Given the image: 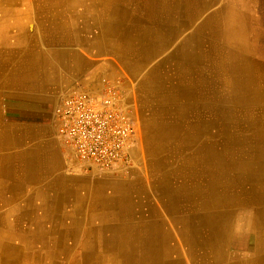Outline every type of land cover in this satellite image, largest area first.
<instances>
[{
    "label": "crops",
    "instance_id": "0c3cea01",
    "mask_svg": "<svg viewBox=\"0 0 264 264\" xmlns=\"http://www.w3.org/2000/svg\"><path fill=\"white\" fill-rule=\"evenodd\" d=\"M0 15L11 25L0 30V51L11 52V93L0 99V231L10 230L11 261L264 264V192H246L251 174L233 161L189 157L223 125L222 67L209 53L239 55L247 36L264 65V0H0ZM119 75L147 147L165 149H147V172H87L48 104Z\"/></svg>",
    "mask_w": 264,
    "mask_h": 264
},
{
    "label": "bare ground",
    "instance_id": "6f19581e",
    "mask_svg": "<svg viewBox=\"0 0 264 264\" xmlns=\"http://www.w3.org/2000/svg\"><path fill=\"white\" fill-rule=\"evenodd\" d=\"M2 8H6L5 10L7 11V9H9V5L8 4L6 6L3 5ZM212 13H215V9H214V11H210V13H208L209 16ZM1 14H3V13H1ZM208 24H209L208 25L209 30L216 27V26L213 27L214 23L212 21H209ZM10 26H9L7 20H5V21L0 20V30H7ZM232 28H233V22L231 20H229L226 24H224L223 35H222V38L224 41L225 40L231 41ZM32 29H33V27H32ZM1 34H2V31H0V35ZM245 41L246 42L244 44L245 47L243 48V52H241L239 55L235 54L236 52H234L233 50L224 49L223 51H220L219 53H217V57L215 59H213L212 57H210L212 53H209V62L210 61H217L218 64H221V67H222L221 70H222V80H223V84H222L223 85V98H222L223 100L221 101V99H220V101H221L220 107L224 111L223 125L221 128H216L214 130L207 131L206 132L207 147L206 148L191 147L190 148L191 156H189V157L194 158V157H198V156H203L204 158H206L205 160H207L208 162H212V161H214V162L233 161L234 163H236V168H237L236 171L237 172H249L251 174L252 179L250 180V182L252 183V185L246 186L247 185L246 184L245 186H243V188H245V190L247 189V190L253 191V194H254V192H260V191L264 192V185H263L264 184V182H263L264 181V117H262V113L264 111V65L262 63L260 64L257 57H255L256 58L255 62L253 61V57H252L253 54H252V52L249 51L250 46L248 45V42H247L248 41L247 36H245ZM7 42L8 41H6L2 36L0 37V47L2 45L6 44ZM38 58H39V56H38ZM36 60H37V58H36ZM237 61L239 62V67L241 68L240 74L238 73L239 74L238 82H236V75H235V68L236 67L235 68L233 67L235 64H237ZM43 63H44V61H43ZM33 66H34V64H33ZM21 69H23V68H21ZM208 69H210V68H208ZM27 79H28V77H27ZM22 80H23V78H22ZM26 82H23V83H26ZM20 89H21V87H20ZM6 93H11V52L0 51V99ZM2 108H3V106H2ZM0 118H1V116H0ZM217 123L220 124V122H217ZM209 125H210V123H209ZM216 126H218V125H216ZM166 136H167V134H166ZM170 142H169V144H170ZM146 143H147V141H146ZM148 146H149V143H148ZM154 147H156V146H154ZM154 147H153V149H154ZM148 148L149 147H147V149ZM149 149H150L149 152L152 153L151 155H154L157 157V153L160 152L159 154H162L165 147H163L162 149H160V147H159L160 150H157V152L154 151L151 147ZM171 150H172V152L174 151L173 149H171ZM166 157H165V159H166ZM201 159H202V157H201ZM161 161H159V162H161ZM196 167H197V165H196ZM189 171H190V169H189ZM193 171H195V170H193ZM115 173L113 174V176L115 175L116 177H122L121 173H119V172H115ZM189 175H190V173H189ZM229 176H231V175H229ZM248 178H250V177H248ZM218 180L220 181V179H218ZM233 180H234V178H233ZM111 182H113V181H111ZM208 182H210V181H208ZM235 182H236V180H235ZM259 183H260V185H259ZM218 185L221 186L223 184L219 183ZM225 186H227V185H225ZM198 189H201V188H198ZM247 190H246V192H247ZM262 192H260V193H262ZM261 197H263V196H261ZM249 198H250V196H249ZM2 221H3V219H2ZM3 222L5 223V221H3ZM9 222H11V220ZM0 230H1V228H0ZM3 250H6L8 252V254H7L8 257L6 260V259L2 258L0 255V262L1 261L2 262L7 261L8 264H37V262H33L30 260L24 261L22 259L21 260L17 259V261H11V234H10L9 229L6 230V233L0 231V253ZM18 252H19V250H18ZM39 263L42 264L41 261H39ZM50 263L55 264L56 262H54V263L50 262Z\"/></svg>",
    "mask_w": 264,
    "mask_h": 264
},
{
    "label": "built area",
    "instance_id": "2783aa9c",
    "mask_svg": "<svg viewBox=\"0 0 264 264\" xmlns=\"http://www.w3.org/2000/svg\"><path fill=\"white\" fill-rule=\"evenodd\" d=\"M123 75L81 87L54 108L58 134L87 172L111 174L133 168L137 125Z\"/></svg>",
    "mask_w": 264,
    "mask_h": 264
},
{
    "label": "rangeland",
    "instance_id": "374dc122",
    "mask_svg": "<svg viewBox=\"0 0 264 264\" xmlns=\"http://www.w3.org/2000/svg\"><path fill=\"white\" fill-rule=\"evenodd\" d=\"M125 80H126V78H125ZM63 97H61L60 99H58L56 101H54V100L49 101L48 105H49V110H51V112H53L54 108L57 106V104L61 101V99ZM133 112H134V119H135L137 129H138L137 138H136V147H135L134 152H133L134 157H135V162H134L133 168L130 171H128V172L118 171L119 173H123V174H129L131 171H133V172H147L148 171L147 168L149 167L148 162L150 159V154L147 153L148 151H147V146H146V132H145L144 125H143V120L138 115V113H136L135 109H133ZM262 117H264V111L262 113ZM259 185H260V183H259ZM7 254H8V252L6 250H3L0 253L1 257L6 259V260L8 257ZM0 264H8V263H7V261L6 262L1 261Z\"/></svg>",
    "mask_w": 264,
    "mask_h": 264
}]
</instances>
